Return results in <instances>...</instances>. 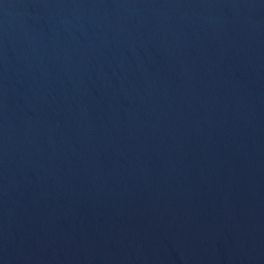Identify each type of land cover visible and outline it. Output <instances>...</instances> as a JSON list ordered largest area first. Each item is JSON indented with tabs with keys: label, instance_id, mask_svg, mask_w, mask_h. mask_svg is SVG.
<instances>
[{
	"label": "water",
	"instance_id": "water-1",
	"mask_svg": "<svg viewBox=\"0 0 264 264\" xmlns=\"http://www.w3.org/2000/svg\"><path fill=\"white\" fill-rule=\"evenodd\" d=\"M0 264H264V0H0Z\"/></svg>",
	"mask_w": 264,
	"mask_h": 264
}]
</instances>
